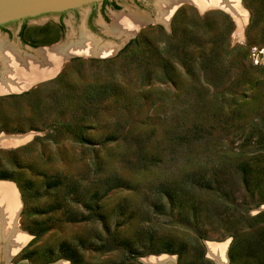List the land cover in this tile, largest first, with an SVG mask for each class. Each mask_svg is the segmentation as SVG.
Returning <instances> with one entry per match:
<instances>
[{"label":"rangeland","instance_id":"1","mask_svg":"<svg viewBox=\"0 0 264 264\" xmlns=\"http://www.w3.org/2000/svg\"><path fill=\"white\" fill-rule=\"evenodd\" d=\"M161 1L14 44L35 54L84 31L120 47L0 94V137L28 136L0 145L28 237L9 258L3 242L0 264H264V0H238L241 34L227 8L184 0L159 20ZM124 14L149 18L125 42L108 32Z\"/></svg>","mask_w":264,"mask_h":264},{"label":"bare ground","instance_id":"2","mask_svg":"<svg viewBox=\"0 0 264 264\" xmlns=\"http://www.w3.org/2000/svg\"><path fill=\"white\" fill-rule=\"evenodd\" d=\"M181 1L184 0L161 1L158 4L159 20L168 18L173 8ZM189 1L194 2L200 8L217 5L229 9L239 23V34L243 31L246 13L243 11L238 0ZM148 21L149 18L145 16L117 15L108 32L112 35L122 36L123 42H125L135 33L141 24ZM94 37L83 31L80 39L77 41H71L68 44L52 48H41L35 54H23L15 45L1 49L0 94L28 89L32 83L52 76L57 71L61 62L69 58V56L72 57L73 55L84 53L89 55L111 54L120 47V45L112 44V42H109L110 44H101L99 39L97 40ZM27 138L28 136H1L0 145L13 146L21 144ZM19 199L12 182H0V249L4 247L3 242H5L6 258L12 256L28 239L25 233L18 230L16 223V218L21 207ZM223 247V245L218 246L215 243L210 244V254L218 262H225ZM168 258L169 256L150 257L147 261L160 263L166 261Z\"/></svg>","mask_w":264,"mask_h":264},{"label":"water","instance_id":"3","mask_svg":"<svg viewBox=\"0 0 264 264\" xmlns=\"http://www.w3.org/2000/svg\"><path fill=\"white\" fill-rule=\"evenodd\" d=\"M102 1L104 0H0V25L14 21L7 28L0 27V50L89 17L92 4L98 3L93 15L102 12ZM128 1L131 0H110V3L118 6ZM110 8L113 7L108 4L106 10ZM60 12L64 14L61 16ZM25 18L28 19L23 25L21 20Z\"/></svg>","mask_w":264,"mask_h":264},{"label":"trees","instance_id":"4","mask_svg":"<svg viewBox=\"0 0 264 264\" xmlns=\"http://www.w3.org/2000/svg\"><path fill=\"white\" fill-rule=\"evenodd\" d=\"M107 1V0H106ZM107 91L106 90H104V93H106ZM243 169H245V167L243 166ZM9 176H7V175H2V176H0V178H8ZM168 193H169V196H170V198L172 199V200H175L176 199V197H177V194L175 193V191H169L168 190ZM66 252V255L65 256H67L68 258H70L71 260H73L74 259V256L76 255L75 254V250H71L70 252H69V249L67 250H65ZM158 252H173V249H172V246H171V244H169V245H165V246H163V248H160V250L158 251ZM148 253H150V252H148Z\"/></svg>","mask_w":264,"mask_h":264},{"label":"flooded vegetation","instance_id":"5","mask_svg":"<svg viewBox=\"0 0 264 264\" xmlns=\"http://www.w3.org/2000/svg\"><path fill=\"white\" fill-rule=\"evenodd\" d=\"M101 3V5H100V10L102 11V12H105V10H106V8H107V5L108 4H110L112 7H115V4H112V3H110V0H104V1H102V2H100ZM98 4V3H97ZM97 4H92L93 5V7H92V11H91V14H90V18L92 17V13H94V11L96 10V8H97ZM60 14H61V16L64 14V12H60ZM28 18H30V17H28ZM28 18H25V19H23V20H21L22 21V24L23 25H25V23H26V20L28 19ZM62 18V17H61ZM89 18V19H90ZM91 20V19H90ZM14 22V21H13ZM13 22H9V23H6V24H3V25H0V27L1 28H7V26L9 25V24H11V23H13ZM22 25V26H23ZM91 26V25H90ZM93 28H94V26H92ZM22 30V29H21ZM20 33H21V31H20ZM19 33V34H20ZM21 35V34H20ZM23 35V34H22ZM20 36V37H23V36Z\"/></svg>","mask_w":264,"mask_h":264}]
</instances>
